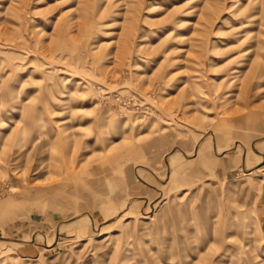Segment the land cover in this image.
Returning a JSON list of instances; mask_svg holds the SVG:
<instances>
[{"label":"rangeland","instance_id":"374dc122","mask_svg":"<svg viewBox=\"0 0 264 264\" xmlns=\"http://www.w3.org/2000/svg\"><path fill=\"white\" fill-rule=\"evenodd\" d=\"M0 264H264V0H0Z\"/></svg>","mask_w":264,"mask_h":264}]
</instances>
